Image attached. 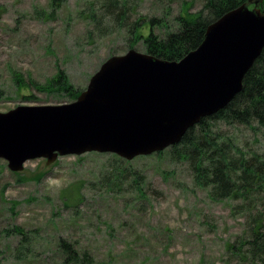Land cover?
I'll list each match as a JSON object with an SVG mask.
<instances>
[{
  "label": "rangeland",
  "instance_id": "rangeland-1",
  "mask_svg": "<svg viewBox=\"0 0 264 264\" xmlns=\"http://www.w3.org/2000/svg\"><path fill=\"white\" fill-rule=\"evenodd\" d=\"M108 1L60 0L52 11L50 0H0V112L74 101L28 81L43 84L62 70L83 91L106 58L128 49L147 53L141 38L132 41L128 25L145 24L146 35L154 19L152 31L164 38L179 28L180 15L203 5L115 0L117 14L106 18ZM14 71L24 86L15 84ZM214 132L247 156H264V126L219 122ZM169 150L129 160L89 151L49 166L36 158L19 174L0 159V264H63L59 239L95 264H234L225 248L243 232V218L231 212L234 201L211 200L195 184L188 160ZM13 226L28 236L24 254Z\"/></svg>",
  "mask_w": 264,
  "mask_h": 264
},
{
  "label": "water",
  "instance_id": "water-1",
  "mask_svg": "<svg viewBox=\"0 0 264 264\" xmlns=\"http://www.w3.org/2000/svg\"><path fill=\"white\" fill-rule=\"evenodd\" d=\"M231 9L178 61L128 49L112 55L69 103L19 105L0 112V159L21 172L89 151L125 159L161 151L202 117L223 108L264 47L262 0Z\"/></svg>",
  "mask_w": 264,
  "mask_h": 264
},
{
  "label": "trees",
  "instance_id": "trees-1",
  "mask_svg": "<svg viewBox=\"0 0 264 264\" xmlns=\"http://www.w3.org/2000/svg\"><path fill=\"white\" fill-rule=\"evenodd\" d=\"M247 1L203 0L197 12L187 13L186 10L184 15H180L177 18L179 28L164 38L152 31L154 19L149 21L146 35L142 33L145 24H139L138 21L128 25L127 30L132 41L139 38L143 40L147 53L161 59L178 61L200 45L209 24ZM59 3L60 0H50L52 11ZM105 6L107 14L103 15L106 18L117 14L114 10L117 7L115 0H109ZM260 9L264 13V0L260 3ZM13 78L17 86L25 85L15 71ZM28 84L38 91H56L71 99H76L81 92L72 86L62 70H58L43 84L31 79ZM219 122L246 126L256 123L264 126V47L245 73L241 90L223 108L202 117L198 123L189 127L179 142L171 145L169 150L177 158L188 160L194 172L195 184L207 189L211 200L234 201L231 212L243 218V232L225 244L229 262L264 264V156L256 153L247 156L240 148L228 143V137L214 132ZM139 191L143 194L141 189ZM12 230L21 237L18 250L24 254L28 236L21 227L13 226ZM58 247L62 252L63 264H95L87 253H80L66 240L59 239Z\"/></svg>",
  "mask_w": 264,
  "mask_h": 264
},
{
  "label": "bare ground",
  "instance_id": "bare-ground-1",
  "mask_svg": "<svg viewBox=\"0 0 264 264\" xmlns=\"http://www.w3.org/2000/svg\"><path fill=\"white\" fill-rule=\"evenodd\" d=\"M248 3H249V5H253L254 0H252V1L248 2ZM6 163H7V162H6Z\"/></svg>",
  "mask_w": 264,
  "mask_h": 264
}]
</instances>
